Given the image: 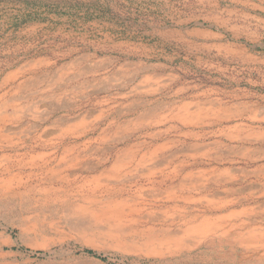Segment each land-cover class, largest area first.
I'll return each instance as SVG.
<instances>
[{
	"label": "rangeland",
	"instance_id": "1",
	"mask_svg": "<svg viewBox=\"0 0 264 264\" xmlns=\"http://www.w3.org/2000/svg\"><path fill=\"white\" fill-rule=\"evenodd\" d=\"M1 172L0 264H264V0H0Z\"/></svg>",
	"mask_w": 264,
	"mask_h": 264
},
{
	"label": "bare ground",
	"instance_id": "2",
	"mask_svg": "<svg viewBox=\"0 0 264 264\" xmlns=\"http://www.w3.org/2000/svg\"><path fill=\"white\" fill-rule=\"evenodd\" d=\"M124 79V78H123ZM141 109V108H140ZM186 126V125H185ZM165 157V156H164ZM31 159H34V157H31ZM86 162V161H85ZM159 162V161H158ZM46 163H48V162H43V166H45V167H43V170H46V171H48L49 169L51 170V169H53V168H48V166L46 165ZM34 164V163H33ZM36 164V163H35ZM52 164V163H51ZM2 165V164H1ZM49 166H51V165H49ZM55 167H57V166H55ZM6 169V168H5ZM59 169V168H58ZM61 170V169H60ZM11 171V170H10ZM52 171H50V173H51ZM62 172V171H61ZM9 173V172H8ZM2 174V172L0 173V175ZM5 174V173H4ZM51 174H53V173H51ZM63 174H65V173H63ZM3 175V174H2ZM30 174L28 173L27 174V176H29ZM58 175V174H57ZM169 175V174H168ZM137 176V175H136ZM18 178V179H17ZM17 178L13 175H9L7 178H5V180L3 179V177L1 178L0 177V188L2 189V188H4V189H10V188H12V185H13V183L15 182V181H18V180H20L21 179V175L19 174V175H17ZM255 186V185H254ZM169 187V186H168ZM262 187V186H261ZM183 190V189H182ZM143 201V200H142ZM260 207V206H259ZM264 208V207H263ZM222 210H224V209H222ZM263 211V210H262ZM243 217V216H242ZM260 217L262 218V219H264V216L262 215V213H261V215H260ZM248 218V219H247ZM247 218L245 217V219H238V222L239 223H237V225H239V226H242V227H246V229H245V231H243V233H244V235L243 236H247V235H249L250 237H251V234H249V231L251 232L252 231V229H256V228H259V229H261L262 227L260 226V225H258V226H254V227H252L251 225V223H253V222H251L250 220H249V218L250 217H248L247 216ZM247 220H249V223L247 222ZM224 223V222H223ZM229 224V223H228ZM248 224H251V225H249V226H251V227H249V228H247V226H248ZM225 227H226V225H225ZM222 228H224V227H222ZM221 230V229H220ZM244 230V229H243ZM230 231V230H229ZM256 231V230H255ZM262 231V230H261ZM260 233V232H259ZM263 233V232H262ZM261 233V234H262ZM261 237V236H260Z\"/></svg>",
	"mask_w": 264,
	"mask_h": 264
}]
</instances>
